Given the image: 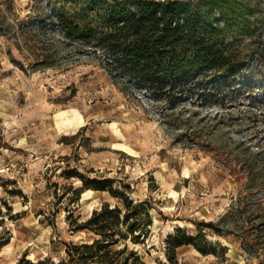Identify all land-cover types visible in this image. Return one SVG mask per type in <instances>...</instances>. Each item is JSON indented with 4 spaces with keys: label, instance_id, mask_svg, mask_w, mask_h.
<instances>
[{
    "label": "rangeland",
    "instance_id": "rangeland-1",
    "mask_svg": "<svg viewBox=\"0 0 264 264\" xmlns=\"http://www.w3.org/2000/svg\"><path fill=\"white\" fill-rule=\"evenodd\" d=\"M188 1L237 68L168 99L56 29L106 24L112 0H0V264H264L209 227L233 200L264 211V0Z\"/></svg>",
    "mask_w": 264,
    "mask_h": 264
},
{
    "label": "trees",
    "instance_id": "trees-1",
    "mask_svg": "<svg viewBox=\"0 0 264 264\" xmlns=\"http://www.w3.org/2000/svg\"><path fill=\"white\" fill-rule=\"evenodd\" d=\"M112 1L110 20L102 26L78 25L62 15L56 16L59 33L71 44L78 42L101 51L104 54V66L110 74L119 73L133 80L139 89L173 99L202 75L232 74L237 68L231 60L230 49L223 43L215 42L217 25L199 13L190 1ZM223 2L226 5L227 1ZM244 10L252 12L246 4ZM262 25L264 27V17ZM255 43L257 53L264 55V39ZM45 64L48 65L49 61L42 56L38 65ZM172 112L170 115L174 114ZM256 154L261 155V151ZM103 207L105 209L106 205ZM105 210L112 212L114 209ZM262 210L258 206L252 211L247 203L240 199L233 200L216 223L209 224V227L218 235L233 234L240 237L243 250L253 258H258L260 253L255 246L264 244ZM249 236L254 238L253 242L248 241ZM180 240L171 234L166 236L165 243H179ZM94 241L89 245H73V252L78 255L79 248H88L87 259L96 257L102 250L105 252V247L98 245V239ZM68 260H71V255H68ZM47 261L45 255L35 262L28 258L19 259L17 264H47ZM83 263L80 260V264ZM57 264L66 263L60 261Z\"/></svg>",
    "mask_w": 264,
    "mask_h": 264
},
{
    "label": "bare ground",
    "instance_id": "bare-ground-1",
    "mask_svg": "<svg viewBox=\"0 0 264 264\" xmlns=\"http://www.w3.org/2000/svg\"><path fill=\"white\" fill-rule=\"evenodd\" d=\"M56 125H57L58 128H60V127H59V120L57 121ZM155 173H156L157 176H160V173H159L158 171H156ZM161 180H163V179H161ZM170 226H171V225H169V223H168V224L166 225V228L169 229ZM225 244H226V243H225ZM225 244H224V245H225ZM242 260H243V259H242Z\"/></svg>",
    "mask_w": 264,
    "mask_h": 264
}]
</instances>
